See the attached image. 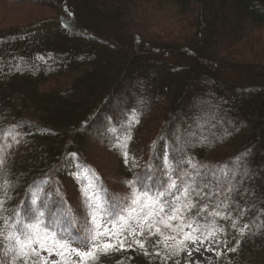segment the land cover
Here are the masks:
<instances>
[{
    "label": "trees",
    "instance_id": "trees-1",
    "mask_svg": "<svg viewBox=\"0 0 264 264\" xmlns=\"http://www.w3.org/2000/svg\"><path fill=\"white\" fill-rule=\"evenodd\" d=\"M0 2L50 11L0 26V145H12L5 148L6 166L0 167V183L6 179L11 185L8 214L43 201L44 211L56 206L50 219L69 218L74 225L63 181L68 166L83 160L89 132L115 123V132H127L121 147L126 143L146 161L142 167H122L123 183L149 168L157 185L169 175L198 172L197 183L211 195L193 196L196 208L186 216L195 217L202 231L212 220L223 227L216 238L236 248L238 264H264V49L259 48L264 0ZM164 5L181 17L168 30L149 29L155 26L154 7ZM176 23L183 35L171 37L166 33ZM95 177L84 174L88 180L81 187L95 184L101 197L109 195ZM204 205L207 211L196 216ZM213 211L230 219L210 216ZM244 224L248 228L241 235ZM69 233L77 242L83 237L75 226ZM138 238L146 240L149 255L126 246L100 255L95 264H165L156 251L171 255L166 264H196L184 258L187 249L179 250L175 241L165 248L155 246L159 235L146 232ZM59 260L53 254L49 264Z\"/></svg>",
    "mask_w": 264,
    "mask_h": 264
},
{
    "label": "snow or ice",
    "instance_id": "snow-or-ice-1",
    "mask_svg": "<svg viewBox=\"0 0 264 264\" xmlns=\"http://www.w3.org/2000/svg\"><path fill=\"white\" fill-rule=\"evenodd\" d=\"M7 135L10 133L5 134ZM127 139L130 140L131 136ZM13 142L19 143L15 136H13ZM11 146V144L0 145V167L6 166L4 152L6 147ZM123 148L122 155L127 165L129 153L126 143ZM132 160L135 164V157H132ZM187 163L193 169L196 168L191 160ZM224 175L226 176L227 173L225 172ZM77 178L79 182L78 174ZM198 178V172L195 175L185 172L183 177L176 175L175 179L169 175L166 181L157 185L149 168L124 182L129 189L127 193H112L101 197L95 184L82 186L81 194L85 201L90 227L87 229V235L80 238L78 242L73 240L69 233V229L74 227L69 218L50 219L56 216V206L44 211L48 205L39 201V206L36 208H26L23 211L12 209L8 214L6 204L11 199L8 195L11 185L5 179L3 183H0V252L3 253L0 264H4L5 261L7 264H49V257L53 254L60 257L59 264H95L100 255H107L134 245L143 250L144 255L147 256L149 252L146 240L138 238L145 236L146 232L149 237L160 236V240L156 241V247L161 243L165 248L173 247L167 243L171 240L176 242L175 247L184 250L188 247L186 242L204 245L207 241L205 251H216L213 245L218 246L221 241L215 237L217 233L224 232L225 229L218 227L216 221L212 220L203 226L202 231L195 217L186 216L187 212L196 208L193 196L202 198V193L211 195V193L203 192L197 183ZM204 187H207L206 183ZM56 191L59 192V189ZM228 191L232 189L229 188ZM169 197L171 199H168ZM32 203L37 204V200L33 199ZM205 211H207V205L199 208L195 215L200 216ZM209 215L225 220L230 219L229 215L219 211H213ZM232 227H236L235 221ZM162 228L181 234L182 239L177 240L175 235H165ZM185 228L190 231H185ZM247 228L248 225L244 224L243 229L239 230L240 234L243 235L244 229ZM223 243L226 245L227 241ZM199 250V247L195 248V251ZM229 251H236V248ZM44 252L48 255H42ZM178 254L179 251L173 253V255ZM188 255H192L191 250L188 251ZM216 255L219 256L220 252L216 251ZM155 256L161 257L165 264L171 258V255L161 256L160 251H156ZM176 264L179 262L177 261Z\"/></svg>",
    "mask_w": 264,
    "mask_h": 264
},
{
    "label": "rangeland",
    "instance_id": "rangeland-1",
    "mask_svg": "<svg viewBox=\"0 0 264 264\" xmlns=\"http://www.w3.org/2000/svg\"><path fill=\"white\" fill-rule=\"evenodd\" d=\"M1 3V2H0ZM144 8V6H142ZM156 13V19L154 24L149 21L153 26L149 29L156 31L158 30H168L166 26L170 24L173 25L174 22L181 17L180 13L169 5H164L161 9H157V6L153 10ZM49 8L28 3H6L0 4V26H7L10 24H22L31 18H36L41 15L49 14ZM150 20V19H149ZM164 20L166 24L164 25ZM146 34L150 35V31L146 30V27L140 26ZM184 28H179V26H174L171 33V37H179L183 35ZM163 34V35H166ZM262 37V36H260ZM264 37V35H263ZM260 49H264V40H262ZM106 123V121H105ZM110 123V121H109ZM118 121V125H120ZM92 130L86 135L83 142V149L85 155L83 160H71L66 174L64 176L65 189L68 193L67 201L68 205L71 206L73 216L75 219L74 226L78 227L79 233L84 237L87 235V229L90 227L88 223L87 210L85 208V201L81 194V184L83 185L88 179L82 178L84 174L92 173L97 175L98 184L104 183L109 191V195L112 193H127V189L123 183L124 176L121 173L122 167L126 164L124 163V157L122 155L124 148L121 147V143L124 140L127 132H115L116 124H109L107 129ZM141 130L142 129L141 126ZM189 135V134H188ZM140 137L143 138V132L137 134L136 140L138 142ZM192 137V136H190ZM118 138V139H117ZM155 143V142H154ZM153 142L149 141L147 147L149 148ZM148 148L145 147V153H147ZM128 151V148H127ZM129 153V163L133 167H142L145 165L144 156L141 153L128 151ZM132 157H135V164H133ZM79 177V182L77 178ZM95 177V180H97ZM91 185V183H89ZM106 203V202H105ZM215 239H217L215 237ZM208 242L205 241L204 245H193L191 242L188 245L187 252L184 254V258L192 263L196 264H219L220 260L224 264H238L237 258L235 257L234 251H229L232 247L220 243L218 246L213 245L216 251L220 252V255H216V251L208 252L205 251V247ZM199 247V251H195V248ZM192 251V255H188V251ZM54 258V257H53Z\"/></svg>",
    "mask_w": 264,
    "mask_h": 264
}]
</instances>
